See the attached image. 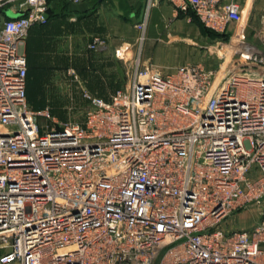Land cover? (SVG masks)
Returning <instances> with one entry per match:
<instances>
[{
	"label": "built area",
	"instance_id": "2783aa9c",
	"mask_svg": "<svg viewBox=\"0 0 264 264\" xmlns=\"http://www.w3.org/2000/svg\"><path fill=\"white\" fill-rule=\"evenodd\" d=\"M253 1L170 0L219 34L206 46L219 61L163 73L140 57L146 0L136 55L115 52L132 63L124 87L84 90L83 121L57 122L26 96V40L47 0H0V264H264V7L247 40ZM253 207L250 229L224 227Z\"/></svg>",
	"mask_w": 264,
	"mask_h": 264
},
{
	"label": "crops",
	"instance_id": "0c3cea01",
	"mask_svg": "<svg viewBox=\"0 0 264 264\" xmlns=\"http://www.w3.org/2000/svg\"><path fill=\"white\" fill-rule=\"evenodd\" d=\"M47 3L48 21L32 26L26 40L27 74L38 65L33 57L34 50L40 45L45 48L55 45L64 55L79 56L78 62L85 64L80 68L82 87L91 94L107 95L111 91L107 87L118 67L119 58L115 52L129 47L133 55L137 53L138 30L134 23L141 18L146 0H47ZM263 3L264 0L254 2L253 9L260 10ZM212 34L193 17L187 20L182 13H176L170 0H154L141 61L155 64L161 72L187 62L206 63L209 61L206 46L218 37ZM94 35L106 40L97 50L87 47ZM104 60L107 63L110 60L111 64L104 69L105 76L96 73ZM91 71L95 72L94 76L85 73ZM93 79L96 80L94 84ZM258 219L257 209L253 207L228 217L223 225L227 229H250ZM261 247L264 249V241Z\"/></svg>",
	"mask_w": 264,
	"mask_h": 264
},
{
	"label": "rangeland",
	"instance_id": "374dc122",
	"mask_svg": "<svg viewBox=\"0 0 264 264\" xmlns=\"http://www.w3.org/2000/svg\"><path fill=\"white\" fill-rule=\"evenodd\" d=\"M257 1L258 0H254L251 6ZM263 7L264 3L262 8L258 11L253 9V6L251 8L250 6L248 7V9H250L248 10L249 14L247 17L249 24H247L245 29L247 40H256L253 36V30L255 27L257 28L259 22L258 18L260 17ZM217 39L218 37L216 40L210 42V45H213V48L215 47L214 43L218 41ZM146 43L147 41L145 40L143 43V49ZM214 56V58L209 56V61L206 62L213 67H215L219 61V58L217 59L216 55ZM33 57L38 65L37 67L32 68L27 74V99L30 105L34 107H40L42 105L49 106L51 116L57 122L68 120L82 122L85 108L87 106V100L82 96V92L84 90L87 91V89L81 86L82 79L80 77V68L85 64L78 62L77 58L79 56L64 55L63 51L55 45L46 48L40 45L34 50ZM226 57L227 61L225 64L226 67H229V54H227ZM99 65L100 66L96 65L98 66L97 70H99L96 73L105 76L104 69L106 67H111L110 60L109 63L104 60V62ZM131 67L132 63L124 62L119 59L116 73H113L109 86L107 87V90L111 89V91H109L107 95L95 93L92 95L107 99L114 90L123 88L128 80V74L132 69ZM85 73H90V76H94L95 74L94 71ZM94 81L96 80L93 79L92 83Z\"/></svg>",
	"mask_w": 264,
	"mask_h": 264
},
{
	"label": "trees",
	"instance_id": "16d2710c",
	"mask_svg": "<svg viewBox=\"0 0 264 264\" xmlns=\"http://www.w3.org/2000/svg\"><path fill=\"white\" fill-rule=\"evenodd\" d=\"M192 14V13H191ZM192 17H193V19H195V20H198L193 14H192ZM202 25V24H201ZM203 26V25H202ZM204 27V26H203ZM207 29V28H206ZM209 30V29H208ZM210 32H212L214 35H219L218 33H215V32H213V31H211V30H209ZM28 72V71H27ZM26 96H27V86H26ZM28 100V99H27ZM32 106V105H31ZM43 106H45V105H42V106H40V107H34V106H32V107H34V108H41V107H43Z\"/></svg>",
	"mask_w": 264,
	"mask_h": 264
},
{
	"label": "water",
	"instance_id": "95a60500",
	"mask_svg": "<svg viewBox=\"0 0 264 264\" xmlns=\"http://www.w3.org/2000/svg\"><path fill=\"white\" fill-rule=\"evenodd\" d=\"M7 15H8V16H12V17H13V16H17L16 13H13V12L10 11V10L7 11Z\"/></svg>",
	"mask_w": 264,
	"mask_h": 264
}]
</instances>
